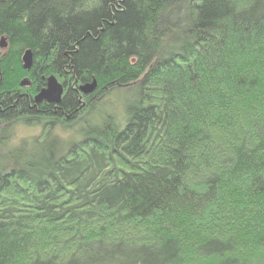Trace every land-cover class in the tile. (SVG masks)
<instances>
[{
  "label": "trees",
  "instance_id": "trees-1",
  "mask_svg": "<svg viewBox=\"0 0 264 264\" xmlns=\"http://www.w3.org/2000/svg\"><path fill=\"white\" fill-rule=\"evenodd\" d=\"M2 38L0 128L80 139L0 141V264H264V0H0Z\"/></svg>",
  "mask_w": 264,
  "mask_h": 264
},
{
  "label": "rangeland",
  "instance_id": "rangeland-1",
  "mask_svg": "<svg viewBox=\"0 0 264 264\" xmlns=\"http://www.w3.org/2000/svg\"><path fill=\"white\" fill-rule=\"evenodd\" d=\"M131 94L130 93L125 94L127 96L125 97V99L129 98ZM109 98L108 101L112 99ZM116 103L117 102L115 101L114 98L110 101V104H112L111 106L116 107L117 105ZM43 125H44L43 123H37V122H32L28 125L23 124L22 122H16L12 124L5 131H3L2 128H0V141L2 139H5V137L8 138L6 146L13 148L17 146L18 143L22 140H30V139L42 137L48 131H50L52 135L55 136L59 141H62L63 145H65L66 147L70 143L80 139V135L76 127H71L70 129L69 126L62 127L56 124H49L46 126ZM1 147L2 146L0 145V150H2Z\"/></svg>",
  "mask_w": 264,
  "mask_h": 264
},
{
  "label": "water",
  "instance_id": "water-1",
  "mask_svg": "<svg viewBox=\"0 0 264 264\" xmlns=\"http://www.w3.org/2000/svg\"><path fill=\"white\" fill-rule=\"evenodd\" d=\"M5 40H0V49H5ZM23 69L29 71L33 66V54L30 50L24 52L22 56ZM24 85H27V81H24ZM97 89V83L92 80L91 83L80 85L78 90L83 95H91ZM63 93L62 85L57 81L54 76L46 78L45 86L34 96V104L39 105L41 103H47L51 105L60 104Z\"/></svg>",
  "mask_w": 264,
  "mask_h": 264
}]
</instances>
